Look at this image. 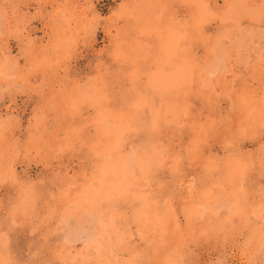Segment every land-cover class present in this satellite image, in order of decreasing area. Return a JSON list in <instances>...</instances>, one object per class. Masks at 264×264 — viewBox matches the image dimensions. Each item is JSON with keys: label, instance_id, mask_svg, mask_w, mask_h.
<instances>
[{"label": "rangeland", "instance_id": "1", "mask_svg": "<svg viewBox=\"0 0 264 264\" xmlns=\"http://www.w3.org/2000/svg\"><path fill=\"white\" fill-rule=\"evenodd\" d=\"M0 264H264V0H0Z\"/></svg>", "mask_w": 264, "mask_h": 264}]
</instances>
